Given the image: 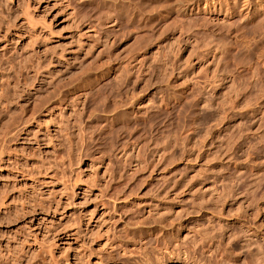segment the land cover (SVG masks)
I'll return each instance as SVG.
<instances>
[{
    "label": "rangeland",
    "instance_id": "1",
    "mask_svg": "<svg viewBox=\"0 0 264 264\" xmlns=\"http://www.w3.org/2000/svg\"><path fill=\"white\" fill-rule=\"evenodd\" d=\"M173 2L0 0V264H264V12Z\"/></svg>",
    "mask_w": 264,
    "mask_h": 264
},
{
    "label": "bare ground",
    "instance_id": "2",
    "mask_svg": "<svg viewBox=\"0 0 264 264\" xmlns=\"http://www.w3.org/2000/svg\"><path fill=\"white\" fill-rule=\"evenodd\" d=\"M169 3V2H168ZM172 4V3H171ZM170 4V6H171ZM162 4H160L161 6ZM170 9V10H169ZM170 12L180 13L184 16H193L198 14L203 15H212L217 14L220 12L225 13L226 15H231L233 13L241 14L245 21L253 19L254 17L258 16L259 13L262 14L264 12V0H235L233 3L231 0H174L171 7L168 8ZM169 14V13H168ZM166 15V14H165ZM260 15V14H259ZM264 15V14H262ZM259 17V16H258ZM256 17V18H258ZM238 19V18H237ZM252 23V22H251ZM256 24V23H255ZM253 25V24H252ZM246 26V25H244ZM248 26V25H247ZM246 26V27H247ZM260 26V25H258ZM253 28V27H252ZM243 29V28H242ZM248 29V28H247ZM240 30V29H239ZM242 31V30H241ZM253 31V30H252ZM257 31V30H256ZM251 32V31H250ZM254 32V31H253ZM250 34V33H249ZM252 34V33H251ZM247 36V35H246ZM263 36V35H262ZM249 39V38H248ZM244 42V41H243ZM249 44V43H248ZM243 46V45H242ZM245 46V44H244ZM258 46V45H257ZM259 48V47H258ZM253 49V48H252ZM259 50V51H258ZM257 58L261 60L264 65V43L261 45L260 49H258ZM239 53V52H238ZM252 53V52H251ZM242 54V53H241ZM256 56V55H255ZM237 57V56H236ZM239 57V56H238ZM106 77L102 76L100 79H104ZM96 80V81H100ZM93 81L94 78H93ZM18 130V129H17ZM1 144V143H0ZM8 145V144H7ZM5 146V145H4ZM9 148V147H8ZM1 150V148H0ZM4 150V148L2 149ZM1 150V151H2ZM8 151V149H7ZM10 152V151H9ZM6 157V156H5ZM1 159V158H0ZM31 184V183H30ZM36 187V186H35ZM5 198V197H4ZM68 200V199H67ZM2 202V201H1ZM41 203V202H40ZM4 202L2 203V206ZM52 207V206H51ZM55 209V207H54ZM55 211V210H54ZM94 215V213H93ZM90 214V218L93 216ZM32 218V217H31ZM50 221V220H49ZM52 221V220H51ZM31 223V222H30ZM33 223V222H32ZM163 223V222H162ZM32 225V224H31ZM29 227V226H28ZM32 227V226H31ZM33 228V227H32ZM163 227H161L162 229ZM159 229V228H158ZM154 230V229H153ZM164 230V229H163ZM31 231V230H30ZM158 231V230H157ZM161 231V230H160ZM29 232V231H28ZM34 232V231H33ZM55 232V231H54ZM162 232V231H161ZM160 232V233H161ZM164 232H166L164 230ZM159 233V232H158ZM159 233V234H160ZM163 234V233H162ZM36 235V234H35ZM37 236V235H36ZM34 236V237H36ZM157 236V235H156ZM37 238V237H36ZM35 244V243H34ZM39 247V246H38ZM70 247V246H69ZM36 249V248H35ZM39 250V249H38ZM41 250V249H40ZM34 251V250H33ZM48 252H50L48 250ZM52 252V251H51ZM54 253V252H53ZM52 254V253H50ZM55 255V253H54ZM85 255L86 252H85ZM51 256V255H50ZM59 256V255H58ZM83 256V255H82ZM88 256V255H87ZM52 257V256H51ZM50 257V258H51ZM54 258V257H53ZM60 258V257H59ZM68 259V258H67ZM55 260V259H54ZM61 260V259H60ZM53 261V260H52ZM66 261V260H65ZM54 262V261H53ZM69 262V261H68ZM63 264V263H62ZM68 264V263H67ZM100 264V263H99Z\"/></svg>",
    "mask_w": 264,
    "mask_h": 264
}]
</instances>
